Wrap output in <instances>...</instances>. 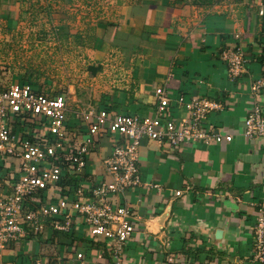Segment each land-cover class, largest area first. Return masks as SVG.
I'll return each mask as SVG.
<instances>
[{"label":"crops","instance_id":"1","mask_svg":"<svg viewBox=\"0 0 264 264\" xmlns=\"http://www.w3.org/2000/svg\"><path fill=\"white\" fill-rule=\"evenodd\" d=\"M105 9L90 13L86 26L77 19L81 26L72 31L74 8L55 17L82 46L75 50L82 64L71 110L106 107L111 118H152L154 93L163 88L174 116L187 115L180 96L217 104L204 127L219 139L176 149L141 139L142 185L115 201L132 209L137 225L120 261L102 238L47 222L41 233L0 249V264H75V251L85 264H252L253 226L264 209V138L243 136L242 122L254 104L264 110V87L252 90L264 77V0H116ZM224 47L244 55L234 79L220 58ZM69 120L79 136V119ZM110 152L109 138L101 137L85 169L92 179L109 180L101 162Z\"/></svg>","mask_w":264,"mask_h":264},{"label":"built area","instance_id":"2","mask_svg":"<svg viewBox=\"0 0 264 264\" xmlns=\"http://www.w3.org/2000/svg\"><path fill=\"white\" fill-rule=\"evenodd\" d=\"M220 58L231 79L243 71L241 48L224 47ZM262 87L264 77L252 90ZM154 98L152 118L121 113L111 118L106 107L71 110L64 90L50 95L28 82L0 88V182L4 183L0 192V249L29 239L31 232L41 233L48 222L60 231L70 232L76 225L91 238H102L120 261L137 225L132 209L115 201L142 185L137 164L141 139L172 149L187 142L219 139L211 128L204 127L207 115L218 108L206 97L194 95L185 102L180 96L187 113L183 117L170 113L165 89L156 90ZM72 114L84 128L78 130L79 136L70 130ZM242 123L243 136L264 138V110L258 104ZM103 136L111 142V152L101 162L109 176L106 181L94 180L85 172ZM71 178L77 180L75 189L71 188ZM75 257V264H85L81 251H75ZM249 261L264 264L263 207L256 214ZM32 264L50 263L36 258Z\"/></svg>","mask_w":264,"mask_h":264},{"label":"rangeland","instance_id":"3","mask_svg":"<svg viewBox=\"0 0 264 264\" xmlns=\"http://www.w3.org/2000/svg\"><path fill=\"white\" fill-rule=\"evenodd\" d=\"M115 1L68 0L64 5L63 0H0V88L28 82L50 95L64 90L70 101L79 96L82 63L75 50L82 46L78 37L59 38L56 29L63 21L55 14L74 8L75 18L68 20L72 31L92 22L90 13L102 12Z\"/></svg>","mask_w":264,"mask_h":264},{"label":"trees","instance_id":"4","mask_svg":"<svg viewBox=\"0 0 264 264\" xmlns=\"http://www.w3.org/2000/svg\"><path fill=\"white\" fill-rule=\"evenodd\" d=\"M21 1V0H20ZM58 14H55V17L57 16ZM58 18H59V15H58ZM56 34L59 36L60 39H65L67 40V38L70 36V33L68 31V28L66 25L62 24L60 27H58L56 29ZM74 37H77L73 34ZM79 37V36H78ZM36 87V90H39V91H42V87L40 86H35Z\"/></svg>","mask_w":264,"mask_h":264}]
</instances>
